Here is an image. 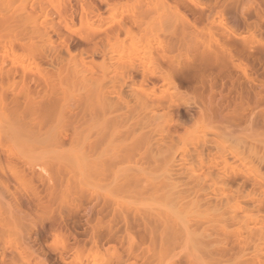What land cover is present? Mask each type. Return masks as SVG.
Segmentation results:
<instances>
[{
    "label": "rangeland",
    "instance_id": "1",
    "mask_svg": "<svg viewBox=\"0 0 264 264\" xmlns=\"http://www.w3.org/2000/svg\"><path fill=\"white\" fill-rule=\"evenodd\" d=\"M139 3H135V7L132 0H0V91L5 104L7 99L10 103L17 95L18 98L23 95L18 100L22 103L23 99V105L26 103L29 107L26 111L24 106L23 112L27 116L25 119L22 114V117L25 124L28 119L31 128L23 126L29 130L26 129L29 135H34L28 140L24 135L26 132H23L18 141L14 142L16 138L11 139L12 143L7 140L10 147L5 141H0L1 147L6 146L3 149L0 147V158L12 150V154L9 152L1 159V165L8 162L12 168L11 164H18L16 153H28L29 149L30 157L26 153L21 156L24 157L21 161L34 173L31 176L28 169L20 170L24 167L23 162L21 167L14 165L16 170H20H13L18 175L26 172L31 176L22 175L24 179L17 182L18 188L14 172L11 170L9 174L13 175H9L6 171L8 167L0 165V181L8 189L0 187V236L3 235L1 238L5 241H0V264H91L93 257L95 264H115L117 261L120 264H188L187 259L190 264H264V0H141ZM113 17L115 21L111 20ZM135 20L144 25L141 27L136 21L135 26ZM150 21L161 26L156 34L148 33L146 26ZM131 30L138 33L139 39L129 35ZM146 34V39L140 42V35ZM121 43L126 45V49L121 48ZM145 43L147 48L142 50ZM133 47L146 52V56L143 53L135 56ZM29 52L38 64L37 69L24 65L28 60L25 55L31 56ZM17 58L25 60L22 69L14 66ZM22 70H27L24 75H31L24 79L28 78V83L21 80L20 75L26 73ZM4 74H9L8 78ZM102 75L110 79L108 84L104 83L105 86H110L114 82L111 83V78H114L115 82L110 86L112 89L122 80L120 91L130 103L133 102L132 95H140L148 89H166L163 94L165 104L157 111L159 125L153 135L154 139L159 138L160 151L173 154L180 150L173 161L177 173L190 168L191 159L187 152L192 149H207L206 158L209 160L210 157L211 160H220L221 155H225L226 160L232 163L236 155L233 163L240 164L237 166L240 171L243 169L240 172L243 177L239 178L244 181L243 191L240 192L242 197L240 193L238 197L245 198L242 201L251 211L246 213H252L254 218L250 222L245 219L244 225L241 222V225L239 222H224L227 226L219 223L203 232L199 230L187 244L182 238L167 239L171 242L165 241L160 249L158 237H153L157 239L153 240L154 246L149 235L150 243L148 237L140 233H127L125 236L124 227L119 224L121 222L117 220L116 223L108 215L109 206H106L105 199L110 194L101 182H96L98 199L95 205H82V179L77 169L82 152L79 147V98L86 86L83 85L84 79ZM11 79H19L20 83L10 91L6 84ZM25 85H28L27 88ZM12 91H20L21 94L16 95ZM44 94H47L46 97ZM43 108L53 112L45 113ZM5 111H8L7 107ZM70 124L77 131H73ZM20 150L23 152H17ZM220 151H225L227 155ZM13 153L16 155L13 156ZM11 155L15 159L13 162ZM159 158L156 155V159ZM68 162L72 165L69 166ZM145 164L153 167L148 178L161 180L160 169L150 160H145ZM25 176L31 180H25ZM13 178L15 182H12ZM232 192L228 194L232 196ZM154 202L168 203L170 198L163 195L155 200L147 196L136 198L133 204L147 207ZM224 207L227 206L224 205L223 210L227 209ZM188 215L184 220L192 224ZM255 229V234L259 231L263 235L261 239L258 234V240L255 235L252 237L259 245L257 252L253 250L255 243L248 241V238L252 239L249 230ZM121 233H124L123 236ZM146 243H152L154 248L147 246V249ZM11 246L18 248V258L12 255ZM203 246L207 247L206 253ZM89 250L96 253L90 254Z\"/></svg>",
    "mask_w": 264,
    "mask_h": 264
},
{
    "label": "bare ground",
    "instance_id": "2",
    "mask_svg": "<svg viewBox=\"0 0 264 264\" xmlns=\"http://www.w3.org/2000/svg\"><path fill=\"white\" fill-rule=\"evenodd\" d=\"M132 1H134V6L136 7L135 3L140 4L139 2L141 0H132ZM155 19H157V18H155ZM111 20L115 21V18L113 17ZM150 20H152V19H150ZM136 21L138 22V20H135L134 22L132 21L135 26L137 25ZM146 21H148V20H146ZM132 22H130V23H132ZM151 22H155V21H150L149 24H147L146 27L149 31L148 33L152 34L154 32L153 34H156L158 31L161 30L160 29L161 23L158 21L160 24L157 22V25H154V23H151ZM138 24H139V26L141 25V23H139V22H138ZM142 25H144V24H142ZM142 25H141V27H142ZM145 25H146V23H145ZM139 26H137L136 28H138ZM144 29L145 28H143L141 30H144ZM119 31H121V30H119ZM131 31H128V33L133 39H135L136 37L137 38L139 37V35H137L138 33H135L133 31L131 32ZM145 37H147V34L146 35H140V42H143L142 40H145L146 39ZM148 40H149V38H148ZM122 43H125V42H122ZM122 43L120 45L121 48L123 46L122 49H124V48L126 49V45H125L126 43L125 44H122ZM146 43H145V48H143L142 50L147 48ZM134 45L135 44H133V46ZM147 46L149 47V45H147ZM143 47H144V45H143ZM142 50L140 52L138 49L134 48V50H133L134 55L139 56L141 53H143V55H144L146 52L144 53ZM146 51L148 53V50H146ZM28 55L29 54L25 55V58L27 57V59H28L27 64H24L25 60L23 58H19V59L17 58L14 60V62H13V60H11V61L14 63V66L16 68L19 67L22 69V66L24 64L26 66H29V68L34 67V69L35 68L37 69L38 64L34 62V59H33L34 56H32L31 53H30L31 56H28ZM145 56H146V54H145ZM31 57H33V58H31ZM149 57H151L150 49H149ZM154 58H156V55ZM138 60H140V59L138 58ZM138 60L136 59L137 63H138ZM135 66L138 67V65H135ZM0 68H1V66H0ZM139 69H141V67L138 68V70ZM39 70H40V68H39ZM22 71H24L26 73H23L22 75H20L21 80H24L26 77H31V75L30 76L24 75V74H27V70H22ZM34 71H36V70H34ZM0 72H2V71H0ZM6 73H8V71ZM16 73H18V72H16ZM28 73H29V71H28ZM30 73H32V72H30ZM38 73L36 75L37 77L39 76ZM8 75H5V76L8 78ZM82 76H84V75H82ZM11 77H12V75H11ZM105 77H106V75L105 76L102 75L99 78H94V77L89 78V76L87 79L85 78L86 79V80L84 79L85 84L83 82V85H86V86L83 87L82 94L80 95V98H79V100H80L79 108L80 109L78 111L80 113V116L79 115L78 116H79V119H81V120L79 121L78 116H76V117H77V120L81 123V124H79V125H81V130H79L80 131L79 133L81 135L79 147H81L80 149L82 150V152L80 151L81 152L80 161H79L80 164H79V168H77V169H79L81 179H82V186H81L82 192H80L82 205L86 206L89 203L90 204L94 203V204H92V206L95 205V203H96L95 201H96V199H98L96 197V191H95L96 190L95 188L97 185L96 182H98V183L101 182L104 186L107 187V191L110 194L109 197L105 199L107 202L105 204H108L106 206H109V207H107V208H109L108 215L110 214V216H112L113 219L111 217L110 218L113 221L116 220V223H117V220H119V222H121V223H119V222L118 223L124 227V232L126 233L125 236L127 237V233H129V234L140 233V234H142V236L149 235L152 242H153V240L157 241V239H154V238L158 237V238H160V240L157 241L158 243H160V244H158V245H160L159 246L160 249H161V247L163 248V245L167 239H173L176 237L179 239L182 238L184 241H186V244H187V241L191 237L193 238V237L197 236L198 232H200V231L203 232L204 229L214 228V225L217 226V225H219V223H224V222H226V223L227 222L238 223L239 222L238 224H240V222H241V224L244 225L245 219H246V221L250 222L251 219L254 218L253 215H251L252 213L250 215H247V213L251 212V211H249V209H248L249 207L245 205L244 200L242 201V199H245V198L241 199L240 197H238L239 193L240 192L242 193V191H243V190L241 191V189H243L242 187L244 185V181L240 180L241 177L239 178V176L243 175V173H242V175H240V172H242L243 169L240 171V167L237 166L239 163L237 165H236V163H233V162H235L234 158L237 157L236 155L234 156L233 159L231 158L233 161L231 163L230 161L226 160L227 157L225 158V155H224V157H223V155H221L220 160L219 159L215 160V158H214V160H211V157L209 160L208 158H206L207 157V149L201 148L200 151H196L195 149H192V150L187 152L189 158L191 159V160L189 159L191 162L190 168H186V169L184 168L183 172L177 173V171H176L177 167H176V165L173 164V161H174L175 156L177 155V153H179L180 150L179 149H178L179 151L176 150L173 154L165 153V151H162V150L160 151V149L158 147V144L160 142L159 138L154 139V136H153L156 134L155 130L159 125V118H157L158 116L156 114H157L158 109H160L165 104L163 94L167 90L161 87V88H154V91H150L148 89L147 91H145V92H143L137 96H135V95L131 96L130 95L131 97H134V98H132L133 102L130 103L131 101L129 102L128 99L126 100V95L124 96L121 93L122 90L120 89L121 88L120 85L122 84L121 82H123V81L121 79H120L121 82H120V80H117L118 82H120L119 83L120 85L114 86L113 89L115 88V90H113L112 88H110V86L115 82L114 78L110 77L111 83L113 81L114 82L110 86H105L104 83L105 82L107 83L108 80H110V79H107V77H106V79H107L106 80ZM108 78H109V76H108ZM27 79L24 81H26L28 83ZM6 80H8V79H6ZM17 80H18V82H17ZM17 80L14 81V79H13L11 82H9V83L7 82L6 88L8 89V87H9L10 91L17 88L19 86V83H20L19 79H17ZM37 80H39V79H37ZM87 80L89 82H87ZM24 81H23V83H24ZM87 83H88V85H87ZM23 85H21V86H23ZM25 86L27 88L28 85H25ZM118 86H119V89H118ZM3 88H5V87H3ZM109 88L111 90H108ZM117 90H119V91H117ZM0 92H1L0 93L1 94L0 95V139H1L0 141L1 142L5 141V144H7V140L9 141V139L13 140L16 138L14 141V142H16L17 138H18V140L20 139L19 136H21L23 134V132L27 133V131H26L27 128L24 129L25 127L23 125H25V126L28 125V127H29L31 124V123L28 124V122H27L28 119L26 120V124L24 123V120H23L24 119L23 117L27 116V115H25L26 112H23L24 106H25V108L29 107V106H26L25 105L26 103H24V105H23V99H22V103L20 100H18V99H21V97L23 98V95L22 96L20 95V98H18L19 95H17V94H21L20 91L18 93H17V91L16 92L14 91L15 94L17 93L16 99L14 101L12 100V102H10V103H8L9 99H7L8 102H6V104H5L4 99H3L2 90ZM14 92L12 91V93H14ZM8 93L10 95L9 90H8ZM26 94H27V92L25 93V95ZM29 94H31V93L29 92ZM44 95H45L44 97H46L47 94H44ZM11 96H12V94H11ZM13 96L15 98L14 94H13ZM4 98H5V96H4ZM26 98H28V97H26ZM25 99H24V101H25ZM33 100H34V98L32 99V101ZM29 102L30 101H28V103ZM28 103H27V105L31 104L32 102L29 104ZM48 103L44 102V104H48ZM9 104H10V106H9ZM51 104H53V106H54V103L50 102V105ZM46 106L49 107V105H46ZM6 107L8 108L7 112L5 111ZM40 108H39V111H40ZM49 108H47V109L43 108V111H46L45 113H50V112L52 113L53 111H50L52 109L48 110ZM27 109L28 108H26V111H27ZM28 111H31V110H28ZM42 113H44V112H42ZM54 113H55V110H54ZM28 115H30V114H28ZM40 115H41V113H40ZM48 115H46V116H48ZM31 116H32V113H31ZM42 116H44V115H42ZM28 117L30 118V116H28ZM48 118H50V117L48 116ZM25 119H26V117H25ZM38 126H39V124H38ZM46 127L48 128L49 126H46ZM68 127L69 126H67V128ZM29 128H31V127H29ZM73 128L74 127L72 126V130H73ZM78 128H79V126H78ZM69 129H71V128L69 127ZM71 131L69 130V132H71ZM73 131H77V128H76V130H73ZM37 132H39V131H37ZM40 132H42V131H40ZM26 133H24V135H26L28 137V140L32 139V137L34 136V135L32 136V134L29 135L28 133L27 134ZM72 133L74 134V132H72ZM42 134L43 133H41V135ZM36 135L37 134H35V137H36ZM46 136H44V137H46ZM4 138H6V140H4ZM2 139H3V141H2ZM12 140L10 143H12ZM36 140H38V139H36ZM1 142H0V144L2 146ZM43 143L45 144V142H43ZM16 144H18V142ZM28 144H30V143H28ZM48 145H49V143H48ZM46 146L44 145V147H46ZM49 146H50L49 148H51V145H49ZM5 147L3 146L1 148L3 149ZM47 148L48 147H46V149ZM11 149H13V148H11ZM40 149H41V147H40ZM22 150H24V149L22 148ZM79 150H78V152H79ZM222 150H225V149H222ZM8 151L9 150L7 149V151H5V152L7 153ZM30 151L31 150L28 149V153ZM49 151H47V153ZM0 152H1V150H0ZM9 152H8L9 154H12V150ZM17 152H23V151L20 150ZM220 152L226 154L225 151H220ZM8 153L6 154L7 156H8ZM26 153L27 152H23V154L21 153L19 155H18V153H16L19 158H17V155L13 153L14 154L13 156L16 155L15 159H16V162L18 163V164L17 163L16 164L19 165V167H21L23 165V164H21V162H23L21 160H23L24 157L21 158V156H23ZM44 153L45 152H43L42 154H44ZM163 153H165V154H163ZM30 154H31V152H30ZM30 154H28L29 156L25 155L26 160L28 159L27 157H30ZM6 155H4V157ZM156 155L160 156V158L156 159ZM13 156L11 155V157L10 156L9 157L12 158ZM4 157H2V158L4 159ZM232 157H233V155H232ZM2 158H0V165H1V159ZM44 158H46V157H44ZM70 158L73 159V157H71V156H70ZM12 159L13 160L11 162L15 161L14 157ZM19 159H20V161H19ZM259 159H260V157H259ZM145 160H150L151 163L154 164L158 170L160 169L159 171L162 172V175L160 174L161 180L155 181L151 178L150 179L148 178L147 175L150 173V170L153 169V167H151L150 165H146ZM7 161L8 160H6V162ZM72 161L75 162V160H72ZM77 161H78V159H77ZM193 161H195L196 164ZM9 162H10V159H9ZM28 162H30V161L28 160ZM14 163L13 164L10 163V164L14 166L15 165ZM32 163H33V161H32ZM68 163H69V166L72 165V163H71V165H70V162H68ZM4 165H6L8 167L7 168L5 166V168H4V170L7 168L6 171L8 172V174H9V172L12 173L13 170L14 171L16 170L13 166H12L13 169L10 166H8V162L6 164L4 163ZM4 165H1V166H4ZM17 165H15L16 168H18ZM23 166L24 167L26 166L25 163ZM27 166H29V168H30V165H27ZM69 166H68V169H69ZM32 167H31V169H32ZM23 168L21 167L20 170L27 171V169H28V167H25L24 169ZM8 169H10V170H8ZM0 170H1V168H0ZM20 170H18V171H20ZM28 171H29V169H28ZM32 171H34V169ZM7 172H6V174H7ZM17 172L16 173L14 172L13 173L14 175L9 174V175H13V177L16 178V179L13 178L12 182L14 181V179H15V181L18 179L16 181V185L19 183L20 180L24 179V178H22V175H24L26 173V172H24V173L19 172V173H21V174H19V175H21V177H19ZM29 172H31V171H29ZM1 173H3V167H2ZM31 173H28V174H30L32 176L34 173H32V174ZM68 173H69V170H68ZM15 174L18 176H16ZM71 174H73V173H71ZM25 175H27V173ZM30 175H27V176H30ZM37 175H39V173ZM37 175H34V177H36ZM30 177H28V178H30ZM26 178L27 177L25 176V180L28 179V178L27 179ZM97 178L99 180H96ZM245 178L247 179L246 175H245ZM7 179H8V175H7ZM28 180L30 181L31 179H28ZM255 180H256V185H258L257 178ZM32 181L34 182L33 179H32ZM2 184L0 181V185H1L0 187L3 186ZM6 184H9V183H6ZM31 184H33V183H31ZM5 186L6 185L3 186L5 188V190H8L7 187H5ZM18 186L19 185H17V187ZM34 186H36V185H34ZM17 187H15L14 189H17ZM4 188H3V190H4ZM8 188H10V187H8ZM228 189H230L229 192H231V190L233 191L231 193L232 196H230L229 195L230 193L227 192ZM5 192L7 194V191H5ZM8 193H10V191ZM241 193H240V195L242 197ZM163 195L168 196L170 198V202H168V203L162 202L161 204L154 202L153 205H150L147 207H139V206H136L133 204V201L136 198L150 196L151 198H154L156 200L157 198H160ZM229 197H233L234 200L232 198H229ZM239 198L241 200H239ZM231 199L233 202L229 204L228 201H231ZM248 200H250V199H248ZM226 204H229V205H226ZM224 205L227 206V207H224V208H227V209H224L225 211L222 208ZM254 206H253V208H254ZM251 207H252V205H251ZM250 209H252V208H250ZM246 211H248V212L246 213ZM93 213H95V212H93ZM106 213H107V211L105 212V214ZM187 213L190 214V215H188V218H192V219H190L191 221H193L192 224H191V222L186 221L187 219L184 220L185 218H187L186 217ZM241 214H244V215L240 216ZM242 219L244 220V222ZM224 224H222V226ZM121 225H119V226H121ZM111 226H113V223L111 224ZM224 226H227V224H225ZM245 226H247V225H245ZM108 228L110 229V226ZM112 228H114V227H112ZM239 228H241V227H239ZM121 229H122V227H121ZM242 230H244V229H242ZM115 231H117V230H115ZM249 231L251 232V234H253L251 236V234L249 232L250 237L252 238L255 235V238H257V240H258L259 237H257V235L258 234L260 235L261 233H259V231H258V233L255 234L254 232L256 231V229L254 231L253 230L252 231L249 230ZM260 232H262V228H261ZM123 234H122V236H123ZM2 236H0V241H2V243H4L5 241L3 242L4 239L1 238ZM129 236L132 238L131 235H129ZM262 236H261V239H262ZM149 237H148V241L150 243ZM255 238H252V239L248 238V241L250 240V241H252V243H255V241H257ZM254 239H255V241H254ZM128 241H130V240H128ZM168 241H170V240H168ZM168 241H166V242H168ZM190 241H191V239H190ZM131 242H132V240H131ZM153 244H154V242H153ZM257 245L258 244L255 243V247H253V248H255V249H253L255 252H257L256 250L258 249L256 247H259V245L258 246ZM15 246H16V244H15ZM130 246H131V244H130ZM147 246L153 247L152 243H151V245H148V244L145 245L146 248H147ZM154 246H155V244H154ZM204 246H206V244ZM204 246H203V249H205ZM17 247H19V246H17ZM17 249L18 248L14 247V246L12 248V246H11V250H12L11 253L13 256L19 255ZM206 249H207V247H206ZM260 249L261 248H259V250ZM91 250H93V249H91ZM90 252H91L90 254H92L95 251L94 252L90 251ZM206 252H207V250L205 251V253ZM208 252L210 254L212 251L210 252V249H209ZM98 255H97V257L99 258ZM210 255H212V254H210ZM92 256H95V255H92ZM191 256H193V254H191ZM193 257L195 259V255ZM94 258L95 257H93L91 264H93V263L95 264ZM196 258H198V257H196ZM188 260L189 259H187V262H188V264H190ZM195 260H194V263H196ZM115 264H120V263H119V261H117V263H115Z\"/></svg>",
    "mask_w": 264,
    "mask_h": 264
}]
</instances>
